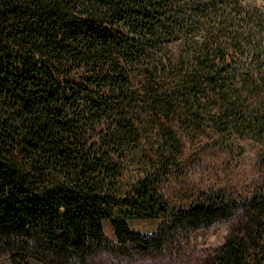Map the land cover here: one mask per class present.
<instances>
[{"label": "trees", "instance_id": "1", "mask_svg": "<svg viewBox=\"0 0 264 264\" xmlns=\"http://www.w3.org/2000/svg\"><path fill=\"white\" fill-rule=\"evenodd\" d=\"M205 126L264 171V0H0V253H172L236 216L197 264H264V183L164 191Z\"/></svg>", "mask_w": 264, "mask_h": 264}, {"label": "rangeland", "instance_id": "2", "mask_svg": "<svg viewBox=\"0 0 264 264\" xmlns=\"http://www.w3.org/2000/svg\"><path fill=\"white\" fill-rule=\"evenodd\" d=\"M219 140L211 127L205 126L184 146L185 166L164 185V191L172 200L192 192L195 187H222L229 192L246 194L254 186L264 183V171L260 169L258 154L261 143L246 139ZM236 216L215 219L208 224L191 229L181 249L157 254L123 255L100 250L91 258V264H197L213 245L223 239L228 225ZM162 217H132L128 223L134 229L149 231ZM103 232L113 240V228L103 219ZM0 264H12L4 250L0 253ZM33 264H43L34 261Z\"/></svg>", "mask_w": 264, "mask_h": 264}]
</instances>
